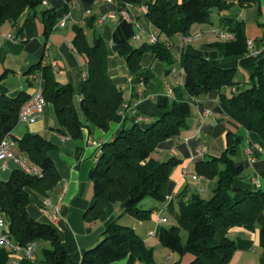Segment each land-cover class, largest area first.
Returning a JSON list of instances; mask_svg holds the SVG:
<instances>
[{
	"label": "trees",
	"instance_id": "trees-1",
	"mask_svg": "<svg viewBox=\"0 0 264 264\" xmlns=\"http://www.w3.org/2000/svg\"><path fill=\"white\" fill-rule=\"evenodd\" d=\"M48 0H0V27L9 21L16 23L28 9H36ZM52 7L44 10V34L49 37L57 22V0H50ZM61 1V0H58ZM97 0H81L88 9ZM122 4L140 5L144 0H114ZM234 1L250 5L257 0H183L174 4L171 0H154L147 6L146 15L159 29L155 43L145 41L138 47L131 44L134 35L132 25L125 20L116 31V46L126 56L131 72L137 74L142 67L145 52H153L169 64L176 62L173 47L174 38L189 34L194 24L211 23L214 11L223 12ZM92 16L86 26L75 27L73 45L87 59V71L81 89V110L86 124H83L74 102V88L70 83H61L50 66L42 67L44 77L43 95L53 103L61 129L75 139L83 136L85 126L109 130L113 121L119 119L124 106V93L110 74L108 67V46L102 36L93 43L88 41L85 28L95 23ZM235 32L233 40L214 42L227 56L247 53V37L243 21L229 20ZM184 74V86L174 97H160L159 112L150 115L153 121L143 125L135 122L124 126L119 134L100 146L95 165L90 171L95 199L84 213L87 222L97 221L110 204L125 203L124 212L139 220L151 217L154 209L140 204L151 197L165 202L172 192V170L182 162L176 156L165 160L153 157L159 149H169L178 140L183 130L189 128L192 105L189 98L203 94L218 95L217 110L245 127L256 132L264 141V56L255 63V71L248 84L240 87L236 68L214 65L209 53L193 45L182 47L179 56ZM41 68V62L31 66L29 71ZM236 91L227 93L224 88ZM21 91L16 96L0 94V142L13 133L18 126L21 106L30 98ZM227 146L218 156L195 158L196 174L205 179H217L213 195L209 199L194 193L189 200L179 202L178 225L162 226L159 241L162 246L183 256L193 255L189 264H228L236 250L235 241L228 235L234 226L253 228L257 217L264 211V190L244 189L235 183L245 171V163L235 160L242 136L227 132ZM20 152L25 153L40 167L41 175L26 173L21 169L12 171L8 180L0 179V209L9 221V236L23 246L29 242L48 241L43 249L46 264H67L68 251L58 230L50 223L34 219L28 212L30 203L27 188L40 193L52 190L60 180V174L49 152L54 148L50 140L39 133L25 132L16 138ZM183 147V145H179ZM187 230L183 241L181 230ZM262 254L264 257V226L262 229ZM37 248V246H36ZM38 252H36V255ZM134 254L146 263L154 259V249L145 243L134 227L111 223L101 239L87 248L82 264H110ZM12 252L0 248V264H8ZM23 261L32 262L27 258Z\"/></svg>",
	"mask_w": 264,
	"mask_h": 264
},
{
	"label": "crops",
	"instance_id": "crops-1",
	"mask_svg": "<svg viewBox=\"0 0 264 264\" xmlns=\"http://www.w3.org/2000/svg\"><path fill=\"white\" fill-rule=\"evenodd\" d=\"M154 0H144L140 5L122 4L114 0H97L86 14L87 8L81 0H61L57 2V22L48 38L44 34L43 12L52 7L50 0L36 9L26 10L14 24L5 22L0 27V94L16 96L21 91L32 95L39 87H44L42 67L50 66L56 78L61 83H70L74 88V102L78 114L83 118L81 110V89L87 71V59L79 53L73 45L76 26H86V20L95 17V23L85 32L90 43L97 36H102L108 46V67L114 83L123 89L124 105L128 108L119 119L113 121L109 130L99 128H83V136L75 139L61 129L55 106L47 102L40 118L32 124H24L22 135L31 131L39 133L52 142L54 148L49 152L60 174L58 184L47 193H40L27 188L30 203L27 207L29 214L36 220L52 224L59 232L68 251L67 264H82L84 251L101 239L102 234L115 220L127 224L143 237L145 243L153 247L154 259L151 263L140 261L136 255L128 254L125 258L110 264H189L193 255L178 253L161 245L159 233L162 226L178 225L179 202L189 200L194 193L206 199V186L215 188L217 179L201 181L185 176L195 175V158H208L220 155L227 146V132L232 131L242 136L236 157L238 162L245 163V171L236 181L238 187L244 189L264 190V141L256 132L249 131L217 110L219 96L203 94L191 97L192 110L188 119L189 128L182 131L177 141L169 149H159L153 157L165 160L169 156H176L182 162L172 170V192L165 202L146 198L144 208L154 210L163 208L162 216L165 222L158 223L155 216L139 220L125 213V203L110 204L105 213L94 222H87L84 213L95 199L93 182L90 171L95 165L100 146L119 134L124 126L141 122L150 124L152 114L159 112L157 101L160 97H174L184 86V74L179 56L182 47L193 45L210 54L212 63L226 68H236V78L240 87L248 84L255 71L256 61L264 56V0H257L250 5H242L234 1L231 7L223 12L214 11L211 23L194 24L191 33L204 32L195 42L182 44L178 36L174 38V56L176 62L169 64L159 59L153 52H145L142 57L141 70L134 74L127 64V58L118 50L116 45V31L125 20L132 25L134 35L131 44L140 46L149 41L152 36L159 37V29L146 15L147 6ZM183 0H171L181 3ZM127 11L128 18L122 15ZM107 14L111 17L103 18ZM66 18L65 24L61 22ZM243 21L244 33L248 39L256 41L259 50L257 56L248 54L227 56L224 50L217 48L214 42L218 39L210 34L212 27H228L229 20ZM41 62V68L29 71L31 66ZM236 88V87H234ZM223 91L231 93L233 88L226 87ZM172 94V95H171ZM206 108L212 113L204 115ZM142 118V119H141ZM149 118L145 122L144 119ZM203 121L201 122V119ZM17 138L19 137L13 132ZM183 145V147H179ZM18 146L16 151L18 152ZM252 151L253 158H249ZM0 161V178L8 180L13 170L18 169L14 161L6 164ZM203 188L200 190L199 188ZM212 194V192H211ZM62 198V199H60ZM148 199V200H147ZM56 215V219L51 216ZM264 226V211L259 214L253 228L234 226L228 235L235 241L236 250L228 264H264L262 254V229ZM153 234L150 235L149 232ZM182 232V230H181ZM182 236V233H181ZM183 238V236H182ZM41 253L36 260L23 261L22 254H14L13 259L18 264H46L43 261V249L50 246L48 241H42ZM8 264H11L9 261Z\"/></svg>",
	"mask_w": 264,
	"mask_h": 264
},
{
	"label": "built area",
	"instance_id": "built-area-1",
	"mask_svg": "<svg viewBox=\"0 0 264 264\" xmlns=\"http://www.w3.org/2000/svg\"><path fill=\"white\" fill-rule=\"evenodd\" d=\"M46 4L47 1H44ZM90 10L86 11V14H89ZM122 15L125 18L129 17L127 11H123ZM112 14H107L103 18L111 17ZM66 18H64L60 24L64 25ZM209 32L214 35L218 40L227 41L233 40L235 38V32L230 27H212ZM204 32L200 31L198 33H189L179 35L178 38L180 39L182 44H190L197 41ZM149 41L151 43H155L157 41V37L152 36ZM247 53L250 56H257L259 54V50L256 46V41L253 39H247L246 42ZM233 91H236V88H233ZM172 95V94H171ZM47 101L43 95V87H39L34 94L30 96V98L23 103L19 110L18 114V125L19 124H32L36 122L46 105ZM128 108V105H124L120 114H124V110ZM212 110L210 108H206L204 111V115H210ZM142 119V118H141ZM145 122L149 121V118L144 119ZM203 118L201 119V122ZM14 133L6 134L1 142H0V161H4L6 164L9 160H12L16 163L17 168L23 170L26 173L34 174V175H41L42 171L39 166H37L33 161L23 152H17V140ZM249 158L252 159V151L249 152ZM185 176H191L193 179L201 181L202 177L195 174L189 175L187 170H184ZM203 190V188H199ZM62 199V198H60ZM163 208L156 209L153 211V215L156 218L158 223L165 222V218L162 216ZM52 219H56V215L51 216ZM150 235L153 234L152 231L149 232ZM36 242L32 241L29 242L27 245L23 246L17 242H14L9 236V221L6 214L0 209V248H7L9 249L12 254H22L23 258H27L31 261L36 260ZM11 264H18L19 261L16 259H11Z\"/></svg>",
	"mask_w": 264,
	"mask_h": 264
},
{
	"label": "rangeland",
	"instance_id": "rangeland-1",
	"mask_svg": "<svg viewBox=\"0 0 264 264\" xmlns=\"http://www.w3.org/2000/svg\"><path fill=\"white\" fill-rule=\"evenodd\" d=\"M211 34V33H210ZM23 126H24V124H19L16 128H15V130H14V132H15V134L17 135V136H21L22 135V132H23ZM18 152H20V150L18 149ZM238 158H239V156H237L236 157V160H238ZM200 176V175H199ZM202 177V176H201ZM203 178V177H202ZM1 179V178H0ZM211 192H212V194H211ZM204 195H205V197H206V199H209V198H211L212 197V195H213V188H211V185H210V187L208 186V188H207V186H206V191L204 192ZM148 199H151V197H147ZM147 199V200H148ZM145 203V201H143L141 204H140V206H142L143 204ZM124 222V220L122 221V223ZM120 223V222H119ZM182 236H183V241H186V239H187V230H185V229H182ZM44 245H43V243H42V241H40L39 243H38V245H37V248H36V252H38V253H41V249H42V247H43ZM12 257H13V254L11 255V259H12ZM11 259H10V261H11Z\"/></svg>",
	"mask_w": 264,
	"mask_h": 264
},
{
	"label": "water",
	"instance_id": "water-1",
	"mask_svg": "<svg viewBox=\"0 0 264 264\" xmlns=\"http://www.w3.org/2000/svg\"><path fill=\"white\" fill-rule=\"evenodd\" d=\"M112 48H113V50H117V46L116 45H113ZM82 122H83V124H86V121L84 119L82 120Z\"/></svg>",
	"mask_w": 264,
	"mask_h": 264
}]
</instances>
